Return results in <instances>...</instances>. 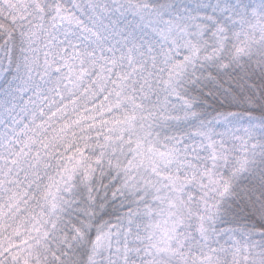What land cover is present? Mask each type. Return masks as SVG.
I'll use <instances>...</instances> for the list:
<instances>
[{"label": "snow or ice", "instance_id": "6c2138e0", "mask_svg": "<svg viewBox=\"0 0 264 264\" xmlns=\"http://www.w3.org/2000/svg\"><path fill=\"white\" fill-rule=\"evenodd\" d=\"M0 264H264V0H0Z\"/></svg>", "mask_w": 264, "mask_h": 264}]
</instances>
